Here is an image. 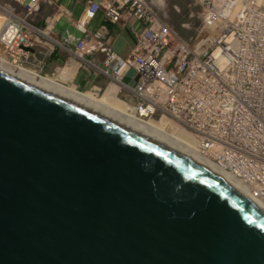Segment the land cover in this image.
I'll return each instance as SVG.
<instances>
[{"label": "water", "instance_id": "1", "mask_svg": "<svg viewBox=\"0 0 264 264\" xmlns=\"http://www.w3.org/2000/svg\"><path fill=\"white\" fill-rule=\"evenodd\" d=\"M0 264H264V209L117 118L0 67Z\"/></svg>", "mask_w": 264, "mask_h": 264}, {"label": "built area", "instance_id": "2", "mask_svg": "<svg viewBox=\"0 0 264 264\" xmlns=\"http://www.w3.org/2000/svg\"><path fill=\"white\" fill-rule=\"evenodd\" d=\"M165 1L86 0L78 20H74L69 11L59 9L45 17L43 25H38L35 16L43 11L45 4L54 7L53 1L0 0L1 17H6V14L10 16L3 27L11 35L9 38L1 32L0 42L3 45L6 38L9 46L5 55L14 62L33 59L41 64L38 56L46 57L58 47L71 52L64 67L75 60L79 64L78 71L94 72L104 77L107 75L104 70H90L91 66L103 64L115 77L120 78V85L126 92L121 96L122 100H133V106L149 112L142 119L133 117L140 126L158 130L155 126L166 125V130L162 131L166 134L172 133L173 127L181 128L195 142L192 150L195 154L199 153L202 159L219 169L225 167L235 180L246 181L250 187L256 181L264 198V84L245 85L243 95H239L231 84L224 94H206L198 85L202 80L206 83L207 74L195 73L194 64L205 66V61L209 64L215 62L212 54L220 47L218 45L229 48L231 39L222 36L224 31L218 25L211 27L207 33L209 22L205 13L209 10L220 13V9L229 6L228 2L227 6L217 7L218 0H192L199 9V25L195 33L184 38L172 27ZM239 7L251 13L264 12V0H244ZM174 10L180 12L178 7H174ZM100 13L107 23L129 25L135 45L128 57H122L108 44L106 25L89 30L88 25ZM61 16H65L83 37L77 39L69 33L63 37L57 36L53 27ZM190 26L191 23H184L182 28L188 30ZM218 31V36L212 41L211 34ZM45 32L49 37L43 35ZM235 32L239 40L248 36L245 27L237 26ZM198 41L210 44V48L201 51L197 47L200 45ZM260 62L264 66V60ZM227 83L228 79L218 81L217 89L224 88ZM95 87L93 85L89 91ZM251 89L253 98L247 101L245 95ZM132 93H136L135 96ZM238 107L242 111L241 117L237 115ZM242 155H247L245 165L241 164ZM231 157L238 159V162L230 163ZM238 166H246L242 174L237 173Z\"/></svg>", "mask_w": 264, "mask_h": 264}, {"label": "bare ground", "instance_id": "3", "mask_svg": "<svg viewBox=\"0 0 264 264\" xmlns=\"http://www.w3.org/2000/svg\"><path fill=\"white\" fill-rule=\"evenodd\" d=\"M243 1L244 0H218V4L216 5L217 7L227 6L226 2H228L229 6H227V8L225 7L220 9V13L216 10H209L208 12H205L207 14V21L209 22L207 25V33L210 32L211 27L214 28L218 25V27L224 31L222 36H226L227 39H231V41L228 42L229 48L222 44L218 45L220 47L216 49L214 54H212V57L215 59L214 63L209 64L208 61H205V66L194 64L196 68L195 73L202 75L207 74L208 76L206 78V83L202 80L198 85L199 89H203V92L206 94H215L218 92H223L224 94L226 89L229 88L231 84L239 95H243V87L245 85L248 87L252 85L260 86L258 82L264 84V66L262 65V62H260V60H264V12L254 11V13H251L241 9L239 6L243 4ZM8 17L10 16L7 14L6 17L3 16V24L6 22L5 20ZM214 18L216 19L214 20ZM237 26L245 27L247 30L248 36L244 40H239L237 37L235 32ZM1 32L6 37L10 38L11 35L7 32L5 27L1 28L0 34ZM219 32L220 31L211 34L212 41L215 40ZM229 33H231V35ZM43 35L49 37L47 32L43 33ZM198 43L200 45L197 47L198 49H201V51H205L210 48V44H202L201 41H198ZM8 46L9 43H6V38L3 45L0 42V67L4 70L10 71L13 74H16L24 79H28L29 81L48 89L65 92L74 99L117 118L120 125L134 130L137 133L148 136L159 144L179 153L182 156L190 158V160L196 164L210 170L212 173L220 177L225 183L229 184L238 193H242L249 201L264 209V198H262L261 190L257 188L259 184H257L256 181H254L255 185L250 187L247 185L246 181H240V179L235 180L225 167H221V169H219L214 164L202 159V156L199 153L195 154L192 151L194 149L195 142L192 138L186 135L181 128L173 127L172 133L166 134L162 132L168 127L166 125L155 126L157 128H153L158 130H152L145 128L144 126H140L136 121H134L133 117L142 119L145 118L146 114H149V112L147 110H140L133 106V100L130 102L123 101L121 96L126 94V92L120 85V78L115 77L111 71H108V69L101 68V64H96L90 67V70L92 71L102 69L107 72V75L104 76V78H107L110 81L103 96L101 99H98L100 98L99 93L101 92V89L97 85H95L97 87H95L92 91H89V89L80 90L82 92L70 85V80L79 66L75 60L72 62L69 61L70 63L68 62L69 65L67 66V69L59 73L61 74L60 76L52 78L45 74V65L41 60V64H39L33 59H29L27 61L15 60L14 62L8 58L5 55V50ZM58 69L59 68H57V70ZM227 79L228 83L225 87L217 89L218 81L224 82ZM111 85L117 86L118 91L116 92L111 89ZM229 90L233 89H228V91ZM135 94L132 93L133 96H135ZM245 98L247 101L249 98H253L252 89L250 93L245 95ZM237 110L239 111L237 115L241 117L242 111L239 107ZM126 117H132V119ZM241 157L243 159L241 164H247V155H242ZM229 162L236 163L238 162V159L231 157L229 158ZM245 168L246 166L243 168L238 166L237 173L242 174V171H245ZM250 190L253 191L249 192Z\"/></svg>", "mask_w": 264, "mask_h": 264}, {"label": "crops", "instance_id": "4", "mask_svg": "<svg viewBox=\"0 0 264 264\" xmlns=\"http://www.w3.org/2000/svg\"><path fill=\"white\" fill-rule=\"evenodd\" d=\"M55 3V6H43V11L40 15V19H38V25H43L45 17L52 12H56L59 9L64 11L67 10L72 15H81L82 10L85 6L86 0H51ZM63 15V14H62ZM64 21V25L60 27V23ZM106 25L109 32L108 37V44L113 47L119 55L126 58L131 54V51L135 45V40L132 36V34L129 31V25L123 26V25H113L110 23L105 22L104 16L102 13L98 15V17L88 25L89 30L94 31L99 26ZM3 27V25H2ZM54 33L57 36H66L68 33L76 37L77 39L82 38L83 34L79 32L75 27H73L67 20L65 16H61L59 20L55 23L54 27ZM37 55V54H36ZM71 56V52H69L67 49L63 48H55L50 54H48L46 57L38 56L42 63L45 65L44 72L51 73L54 72L57 68H59L57 73H61L67 69V66L70 62L74 61L71 60L65 67L62 68V66L65 65L66 61ZM101 59V58H100ZM79 67V66H78ZM101 68L104 67L103 64L100 66ZM78 70V68H77ZM75 71L74 76L70 80V85L76 89H90L93 85H97L99 87L105 86L107 79L103 76L99 75L98 73H87L83 71Z\"/></svg>", "mask_w": 264, "mask_h": 264}, {"label": "rangeland", "instance_id": "5", "mask_svg": "<svg viewBox=\"0 0 264 264\" xmlns=\"http://www.w3.org/2000/svg\"><path fill=\"white\" fill-rule=\"evenodd\" d=\"M165 3L167 5L169 18H170V21H171V24H172V27L174 28V30L178 34H180V36H182L184 38L189 37L190 35L195 33V30L199 25V20L197 18L199 15V9L193 5V1L192 0H167V1H165ZM46 5H48V4H46ZM174 7H178L180 12H176L174 10ZM41 13L39 15L37 14L35 16V20L40 19ZM49 14H51V13H49ZM192 14H193V17L190 18L192 16ZM79 17H80V15L79 16L77 14L73 15L74 20H78ZM1 18L3 19V17H1V15H0V30H1L2 25H3V23H2L3 20ZM64 23H66V22L62 21L59 26L62 27L64 25ZM184 23H191V26L188 27L189 28L188 30L182 28V25ZM102 68H105V67H102ZM53 73H54V76H53ZM60 75L61 74H59L57 72L47 73V76H50L52 78H57ZM109 82L110 81L107 79L105 86H102V87L98 86L101 89V92L99 93L100 98H98V99H101V97L103 96L104 91H105L107 85L109 84ZM110 88L115 90L116 92L118 91L117 86H115V85H111ZM80 90H85V89H80Z\"/></svg>", "mask_w": 264, "mask_h": 264}]
</instances>
